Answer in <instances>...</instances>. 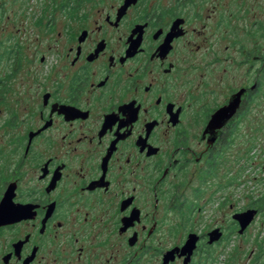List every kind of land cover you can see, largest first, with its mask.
I'll use <instances>...</instances> for the list:
<instances>
[{"label":"flooded vegetation","instance_id":"1","mask_svg":"<svg viewBox=\"0 0 264 264\" xmlns=\"http://www.w3.org/2000/svg\"><path fill=\"white\" fill-rule=\"evenodd\" d=\"M57 1L4 29L0 264H264V193L229 154L259 0Z\"/></svg>","mask_w":264,"mask_h":264},{"label":"rangeland","instance_id":"2","mask_svg":"<svg viewBox=\"0 0 264 264\" xmlns=\"http://www.w3.org/2000/svg\"><path fill=\"white\" fill-rule=\"evenodd\" d=\"M55 1L0 0V80L9 73L2 57L5 50L3 43L5 36L4 29L11 34L17 35L21 33L23 36L25 32L35 27L33 23L36 21V15L39 12L52 8L63 9V2ZM253 1L249 0V3L253 4ZM255 5L260 6L257 10V17L264 22V0H259ZM5 106L7 107V105ZM251 108V111L245 115V129L241 130V135L235 138V144L229 154L231 161L234 160L235 155L240 156V164H236L237 166L238 164L242 166L243 174L240 181L242 187H244L242 191L254 197L261 196L264 193V182L262 183V191L259 190L261 186L259 187L256 184L260 180L261 171H264V81L261 83L256 101L252 104ZM261 166L263 169H261ZM249 189L251 191H248Z\"/></svg>","mask_w":264,"mask_h":264},{"label":"water","instance_id":"3","mask_svg":"<svg viewBox=\"0 0 264 264\" xmlns=\"http://www.w3.org/2000/svg\"><path fill=\"white\" fill-rule=\"evenodd\" d=\"M244 93V91H242L241 93L237 94L235 97L237 98L233 104L231 105V107H227L225 108L223 111H220V115L219 118L222 117V119H219L218 121L223 122L226 119H229L232 117V115L234 114V112L236 111V109L238 108L239 105V101H240V97L241 95ZM233 108V109H232ZM230 110V111H229ZM225 122V121H224ZM244 216V215H243ZM1 217V216H0ZM245 217V216H244ZM243 217V218H244ZM247 219V218H246Z\"/></svg>","mask_w":264,"mask_h":264}]
</instances>
